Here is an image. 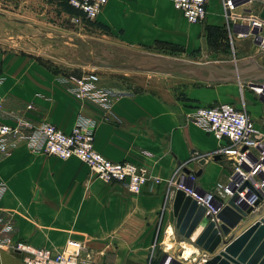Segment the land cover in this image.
<instances>
[{
    "label": "crops",
    "instance_id": "crops-1",
    "mask_svg": "<svg viewBox=\"0 0 264 264\" xmlns=\"http://www.w3.org/2000/svg\"><path fill=\"white\" fill-rule=\"evenodd\" d=\"M214 1L221 0H207L204 21L194 25L172 8L171 0H109L96 19L86 24L82 38L73 42L77 50L61 60L57 56L59 62L74 68L70 70L75 74L68 77L55 72L52 63L40 62L26 52L28 45L34 53L43 54L42 41L60 37L48 16L50 7L65 1H0V122L12 124V118L21 116L51 124L63 133L78 120L89 122L97 153L111 162L144 167L159 181L147 180L141 192L133 195L101 181L75 157L59 160L32 153L20 144L0 160V218H9L13 227L5 235L7 245L22 243L55 252L72 241L80 245L82 255L97 263L149 264L151 248L163 244L169 228L164 186L174 167L183 164L187 172L200 171L195 177L201 190H211L224 179L228 163L220 156L214 161L212 156L226 141H216L189 119L195 107L228 103L221 101L223 85H184L177 98L165 99L147 91L114 89L117 94L104 107L74 96L70 85H65L93 68L85 60L96 47L88 34L92 30L100 32L99 41L111 38L125 48L147 49V58L184 59L192 53H207L208 27L219 29L228 23L216 12ZM254 7L244 5L241 10L249 11V17L236 16L229 26L231 34L255 16L261 5ZM233 12L237 14L236 8ZM10 23L19 27L10 29ZM17 35L22 40L16 46L3 43ZM170 51L176 54L163 53ZM46 53L53 58L52 52ZM256 57L264 66V56ZM250 104L246 110L256 122L261 112ZM202 159L205 163L200 166ZM181 245L188 256L198 253L188 244ZM174 247L171 243L167 250ZM0 264L23 263L18 254L3 247Z\"/></svg>",
    "mask_w": 264,
    "mask_h": 264
},
{
    "label": "built area",
    "instance_id": "built-area-1",
    "mask_svg": "<svg viewBox=\"0 0 264 264\" xmlns=\"http://www.w3.org/2000/svg\"><path fill=\"white\" fill-rule=\"evenodd\" d=\"M59 1H65L66 5L77 13L69 17L71 22H77L78 18L92 22L109 0ZM238 2L240 0H226L224 5L221 0L223 12L225 9L229 12L225 17L232 16ZM171 4L188 24H201L206 17L207 0H171ZM263 29L264 22L259 20L256 14L246 20V24L235 36L251 37L259 53L264 56ZM252 30L256 33L250 34ZM69 85V91L74 96L103 107L117 94L113 88L102 86L99 77L91 71L72 78ZM238 86V106L217 103L195 107L189 116L193 124L210 134L216 141H226V145L213 152V155H219L228 163L229 171L224 179L215 183L211 190H201L194 174L186 172L184 165L179 164L174 167L164 186L165 204H168L171 191H180L197 206L202 207L204 215L215 226L219 224L215 216L225 205L219 202V199L232 198L233 204L243 212L249 208L257 210L264 202V85L239 82ZM244 91L253 94L262 102L263 110L256 122L246 110ZM12 120V124L0 122V160L17 146L24 144L32 153H42L59 160L75 157L101 181L117 184L133 195L139 194L149 179L159 183L158 179L149 176L144 167L126 161L111 162L97 153L93 148V125L89 122L78 120L69 132L63 133L51 124L38 123L25 117L16 116ZM12 230L11 220L0 218V249L6 247L10 252L18 254L23 264H105L94 262L82 255L80 245L72 241H68L55 252L22 243L7 245L5 235ZM204 258L201 257L199 263L203 262ZM169 259L167 256L162 264H169Z\"/></svg>",
    "mask_w": 264,
    "mask_h": 264
},
{
    "label": "rangeland",
    "instance_id": "rangeland-1",
    "mask_svg": "<svg viewBox=\"0 0 264 264\" xmlns=\"http://www.w3.org/2000/svg\"><path fill=\"white\" fill-rule=\"evenodd\" d=\"M1 1V0H0ZM11 1H36V0H11ZM40 1V0H39ZM42 1H52V0H42ZM56 1V0H55ZM59 1V0H58ZM214 7H216V12H218L221 18H225L228 22L222 26V28L217 27H208L207 30V42H206V52L202 53H192L188 55L184 59H180L178 57H160L166 60H177V61H187V62H197V63H213L219 65L222 68H232L236 65L237 62L243 61L246 59H252L256 64L261 65L257 57H259V50L256 45L253 46L254 42L251 37L245 38H237L235 35L230 33V24L236 18V16H241L244 18L250 12L243 11L241 9L244 8V5L236 6V13L232 12V18L225 17V14L222 10L221 1H214ZM252 5V4H250ZM259 4H255L254 10L256 6ZM52 13L49 14L48 19L52 24H56L58 31H60V37L57 39H53V41H42L45 42L43 45V49H45V53L36 54L34 53L32 46H26V52L36 58V60L43 63H52L51 67L55 72H60V76H73L75 74L74 71H71L69 66H65L61 61H58V58L61 60L63 57H69L74 50H77L75 47H72L73 42H77V40L81 39L83 31L85 30L86 24L90 22H85L82 19L78 18L77 22H71L69 17L73 16L70 9L67 8L66 4L63 2H57L54 6L50 7ZM258 12V9L256 10ZM68 16L63 18V16ZM235 15V16H233ZM246 15V16H245ZM57 21V22H55ZM17 28L19 25L16 23H10L11 28ZM62 33V34H61ZM264 35V29L262 30ZM93 39L90 40L92 43L96 44V47L90 51V57L93 59H97L103 62H109L112 65V70H103L101 68H92L88 71L94 72L99 79L100 83L105 88H113L116 90H120V92H150L154 95L165 99L168 97L177 98L180 93V88L186 86H199L203 88H212L216 84H221L225 88H223V98H221L222 102L232 103L238 106V102L240 101L239 95V86L238 83L229 82V83H216L207 81L211 80L212 77L204 73L193 74V75H184L179 71H162V69L151 70L156 66H160V61L158 62L154 58H147L145 53H148L147 49H133V48H125L119 45V43L115 42L111 38L103 39V41H99L100 32L97 30H92L88 33ZM20 37L17 35L14 38H10L9 40L3 41L5 45H9L10 47L16 46L17 41H21ZM29 40V39H28ZM112 43L108 45L106 43ZM54 43L56 45L52 49L49 45ZM108 46V47H106ZM106 49V51H105ZM164 50V49H163ZM46 51L50 54L53 53V58L50 59L46 53ZM171 52V51H170ZM165 55H175V52L165 53ZM56 56V57H54ZM58 56V58H57ZM49 60H52L51 62ZM72 60V59H71ZM156 60V62H155ZM159 64V65H157ZM262 66V65H261ZM68 69V70H64ZM64 75H63V74ZM184 79H180L183 78ZM215 78V77H213ZM69 86L68 83L65 84ZM225 96V97H224ZM243 99L245 101V106H251L250 103H254L256 107L262 112L263 105L262 102L259 101L253 94L248 91H244ZM249 110V108H248ZM170 229V228H169ZM167 229V230H169ZM166 242L168 244L163 243L162 245L155 246L150 250V261L149 264H158L161 260L162 256H169V264H172V260L178 261L180 263L189 262L190 257L182 256L180 253V247L172 248L167 250L168 247H171V243L174 245H178L182 243L177 237L173 235V233L169 232ZM164 235L161 241L164 240ZM171 239V240H170ZM152 251V253H151ZM194 262L192 264H198L201 257L194 256ZM200 264V263H199Z\"/></svg>",
    "mask_w": 264,
    "mask_h": 264
},
{
    "label": "water",
    "instance_id": "water-1",
    "mask_svg": "<svg viewBox=\"0 0 264 264\" xmlns=\"http://www.w3.org/2000/svg\"><path fill=\"white\" fill-rule=\"evenodd\" d=\"M222 2L225 5L226 0ZM244 4L261 5L257 18L264 22V0H240L235 7ZM224 13L229 15L226 9ZM255 33V30L250 32ZM154 59L161 64L151 70L179 71L184 75L204 73L212 77L207 81L216 83L247 82L264 85V66L256 64L252 59L239 61L229 69L213 63L172 61L160 57ZM85 60L93 68L112 67L97 59L86 57ZM218 156H212V160H218ZM204 163L205 159H202L198 165L203 166ZM199 174L200 171L194 173V176ZM218 201L225 205L215 216L219 221L215 226L204 215L202 207L182 192L171 191L168 195V225L173 235L194 247L198 252L196 256L205 257L201 264H264V202L257 210L249 208L243 212L233 204L232 198L225 197ZM166 257L162 256L158 264H162ZM172 264L185 263L172 260Z\"/></svg>",
    "mask_w": 264,
    "mask_h": 264
},
{
    "label": "bare ground",
    "instance_id": "bare-ground-1",
    "mask_svg": "<svg viewBox=\"0 0 264 264\" xmlns=\"http://www.w3.org/2000/svg\"><path fill=\"white\" fill-rule=\"evenodd\" d=\"M168 229H169V228H168ZM169 232H170V229H169V230H166V232H165V233H166V234H165L166 238H167L168 234H170ZM163 243L168 244V243L166 242V239L163 240ZM182 243H185V242H182ZM182 243H180V244L177 245V248H178V249H179V247L181 248V246H182L181 244H182ZM185 244H186V243H185ZM188 245H189V244H188ZM189 246H191V245H189ZM191 247H192V246H191ZM193 248H194V247H193ZM194 249H195V248H194ZM195 250H196V249H195ZM196 251H197V250H196ZM180 253H181L182 256L185 257L186 259H187V257H190V256L186 255V253H185L184 251H182V248L180 249ZM196 255H198V253H197ZM196 255H195V256H196ZM194 260H195V259H194V255H191L189 261L192 262V261H194ZM201 260H202V259H201ZM201 263H202V261H200V264H201Z\"/></svg>",
    "mask_w": 264,
    "mask_h": 264
}]
</instances>
